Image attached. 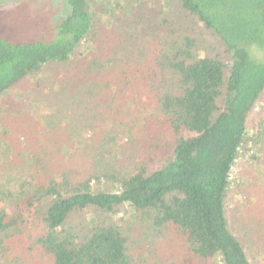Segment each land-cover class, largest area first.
<instances>
[{
  "label": "trees",
  "instance_id": "trees-1",
  "mask_svg": "<svg viewBox=\"0 0 264 264\" xmlns=\"http://www.w3.org/2000/svg\"><path fill=\"white\" fill-rule=\"evenodd\" d=\"M67 3L49 37H12L0 13V103L43 74L28 108L42 134L0 166V264H253L264 248V0H102L108 47L92 3ZM23 105L0 106V122ZM237 166L258 181V202L239 196ZM5 202L44 231L26 235Z\"/></svg>",
  "mask_w": 264,
  "mask_h": 264
},
{
  "label": "rangeland",
  "instance_id": "rangeland-1",
  "mask_svg": "<svg viewBox=\"0 0 264 264\" xmlns=\"http://www.w3.org/2000/svg\"><path fill=\"white\" fill-rule=\"evenodd\" d=\"M68 0H0V13L3 14L1 18V24L7 28V33L10 36L19 35L21 38H38L43 36L44 32H48L47 36H51V30L48 27H53L55 24L59 23L61 19L67 16L69 13ZM93 5V10L96 16V22L98 27L102 30L101 40L103 45L108 47L111 44L113 38L112 26L110 23V18L104 15L103 7L100 3L102 0H89ZM95 1V3H94ZM99 1V2H98ZM107 1V0H104ZM109 2V1H108ZM151 4V3H150ZM106 6V5H104ZM167 8V7H164ZM167 11V9H165ZM129 18H134V14L129 13ZM97 44L93 42L85 43L82 46L81 51L86 56H91ZM55 70L59 67L54 66ZM43 74L32 75L28 80L20 83L16 88L8 92L0 103L4 109L12 112L13 110L9 106V102L17 101L24 102L21 112H17L15 118H9L6 121L7 116L1 118L0 122V166L7 162L13 160V156L20 154V150L25 146H29L31 149L34 145V140L40 138L42 134L41 131H37L35 126H37L38 116L33 115L29 111V106L34 105L33 100L38 99L35 95V82ZM44 92V90H40ZM41 95V94H40ZM36 103V102H35ZM8 105V106H7ZM141 110L137 113L139 118H143L146 115H151L153 110ZM24 119V122H20V125H16L14 120ZM137 122V121H136ZM6 124V126H4ZM89 134L81 135V139L88 137ZM128 142L124 137L121 138L119 145ZM245 165V167H247ZM252 175H257L256 172L249 173ZM243 172L238 166L233 172V184L238 180L242 184V193L239 195L243 197L248 203H256L261 199L262 193L259 190L258 181H254V186L251 185L250 177H241ZM255 180V179H254ZM264 181L263 179L260 182ZM18 184L14 182L6 185V188L12 191L18 190ZM262 202V200H261ZM12 214H23L25 222L22 225L26 235H32L41 233L44 231V224L38 222L35 219L34 214L25 205L15 206L12 203L5 202L4 204ZM3 205V206H4ZM238 205V204H237ZM236 205V206H237ZM4 206V207H5ZM239 207V206H238ZM237 211H233V215H236ZM158 257L162 255L158 252ZM165 264H168L166 261ZM253 264H264V248H261Z\"/></svg>",
  "mask_w": 264,
  "mask_h": 264
}]
</instances>
